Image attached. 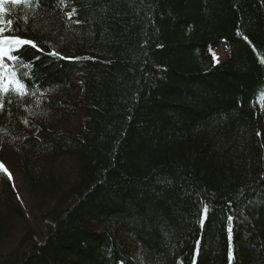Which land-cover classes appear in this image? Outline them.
<instances>
[{
	"label": "trees",
	"instance_id": "16d2710c",
	"mask_svg": "<svg viewBox=\"0 0 264 264\" xmlns=\"http://www.w3.org/2000/svg\"><path fill=\"white\" fill-rule=\"evenodd\" d=\"M5 7L43 51L0 113L30 204L0 169V264H264V0Z\"/></svg>",
	"mask_w": 264,
	"mask_h": 264
},
{
	"label": "snow or ice",
	"instance_id": "6c2138e0",
	"mask_svg": "<svg viewBox=\"0 0 264 264\" xmlns=\"http://www.w3.org/2000/svg\"><path fill=\"white\" fill-rule=\"evenodd\" d=\"M35 3V6L39 8L42 5V0H0V113L5 111L4 98L7 97L8 103L11 104V96L16 95L20 99H23L26 96L34 95L28 88L26 80L33 82L34 78L30 77L26 72L23 71L24 61L21 59L22 50L24 46H30L32 49L37 51H43L42 47L38 46L37 43L32 39L22 38L20 35H17V28L10 27L13 25L11 19H5L7 9L5 5L11 4L16 6L32 7V4ZM69 14L71 18L72 14ZM25 24L27 23V17L24 18ZM76 23H80L79 20ZM9 26V27H6ZM17 23V27H18ZM247 39V37H245ZM49 55L63 59L60 54L54 50L49 52ZM6 58V59H5ZM10 62H16L20 65V68H17ZM34 66V61L30 62ZM264 63V61H262ZM35 86V85H34ZM43 95V93H41ZM0 169L7 173L9 179H11V173L4 168L3 164L0 163ZM209 215V207L205 204L201 210L200 223L203 225L207 220ZM233 217L229 216V227L227 229L229 233V239L232 237L233 228L231 226Z\"/></svg>",
	"mask_w": 264,
	"mask_h": 264
},
{
	"label": "rangeland",
	"instance_id": "374dc122",
	"mask_svg": "<svg viewBox=\"0 0 264 264\" xmlns=\"http://www.w3.org/2000/svg\"><path fill=\"white\" fill-rule=\"evenodd\" d=\"M217 53H218L219 57H221L222 59H224L227 55L226 49H224V48L219 49ZM3 139H4L3 137H0V155L2 157L5 155V153L8 152V150H9L8 148L11 149V143H5L2 141ZM6 145H7V148L5 147ZM5 148H6V150H5ZM18 167H19L18 165L16 167L13 163L10 165V167L4 166V168H6L7 171L11 173V178L13 180L15 189L17 191L19 198H21V201H22L21 204H23L25 206H30L27 193H26L25 189L23 188L19 174L16 171V169ZM10 168L14 172V174L11 172V170H9Z\"/></svg>",
	"mask_w": 264,
	"mask_h": 264
}]
</instances>
